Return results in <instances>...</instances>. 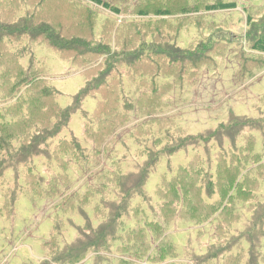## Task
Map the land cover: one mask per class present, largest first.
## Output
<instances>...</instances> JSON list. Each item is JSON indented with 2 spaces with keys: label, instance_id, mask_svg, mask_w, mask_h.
<instances>
[{
  "label": "rangeland",
  "instance_id": "obj_1",
  "mask_svg": "<svg viewBox=\"0 0 264 264\" xmlns=\"http://www.w3.org/2000/svg\"><path fill=\"white\" fill-rule=\"evenodd\" d=\"M89 1L46 0L50 14L70 21H76L77 18L79 22L84 8L79 5H85ZM110 1L126 5L129 8L127 14L94 2L88 3L93 11L106 18L114 17L117 21H106L104 25V20L98 19L99 26L92 42L103 40L108 45H114L121 41V35L125 31V26H119L122 22H155L160 18L154 15L157 9L166 8L173 14L177 13L168 17L170 23L180 24L183 17L187 20L200 17L199 23L203 29L193 23L182 26L176 36H170L161 45V50L173 51L171 46H174L175 49L184 50L185 57L192 54V50L204 56L213 47L215 50V46L224 40L225 48L213 52L211 58L217 67L200 68L192 79L180 78L177 71L170 76L164 70L155 69L150 70L149 74H143L145 70L131 69L125 71L131 75L129 78L124 76L119 79L122 86L114 87V102L108 107L105 105L110 96L109 99L101 93L88 96L80 110L71 115L69 125L64 122L66 130L52 139L50 144L54 146L62 143L58 150L64 152L69 148L71 141L78 140L82 143L84 154L91 155L94 150L89 143L92 141L112 142L103 146L105 150V146L109 144L108 151H105V154L100 153L95 166H92L91 160H81L78 155H75V158L61 154L59 159L54 158L50 162V169L47 168L48 160L35 159L30 167L32 171L21 169L19 179H16L11 170L5 172L3 185L0 187V264H42L43 261L49 260L48 247L51 252L60 253L59 258L63 263L70 260L72 252L79 251L75 249H81L77 256L83 258L76 261L79 262L77 264H115L117 262L113 260L121 259V251H124L123 257L129 259L130 254H125L123 245L121 246L116 238L114 241L112 236V232L115 233L113 219L119 213L117 208L106 205L110 207V212L104 217L105 224L99 227L101 233L96 234L92 226L95 227L101 222V218L96 217V210L97 213L101 210V198L97 193L87 201H84V197H90L88 191L96 185V180L92 181L91 178L95 177L102 167H106L105 173H113L117 169L130 172L129 176L121 180V185L125 190L135 188L144 175L140 173L136 176L137 174L131 171L134 172L136 166L146 163L148 150L162 152L166 149L163 154L177 152L169 159L166 156L159 158L146 185L148 195L155 196L154 203L160 202L156 193L161 183H166L167 189H175L176 195L181 197L187 181L191 180L196 181L192 187L197 190L195 196L201 210L204 209V202L209 204L214 199L217 201L213 212L203 211L207 214L203 217L199 215L200 221L196 219V214H193L194 219L187 217L189 213L184 209L185 221L178 222L176 219L170 224L173 227L170 226L166 235L179 247V258L173 261L176 264H260L259 258L264 260V242L262 248L258 247L259 240L264 236V134L255 128L264 130V65L250 67L244 79L240 74V67L250 58L248 50L244 49L246 54L240 53V47L237 48L236 44L240 45L241 42L246 46L248 19L252 16L250 14H254L253 19L264 16V0H227V3L236 4L234 9L212 12L207 8L212 5L213 0H177L181 4L178 9H174L171 4L167 5L163 0ZM144 2L146 5L143 11L149 12L150 16H132L134 9ZM196 7L200 13L188 14ZM181 9L183 11L180 12ZM263 22L260 21L258 27H263ZM133 26L134 24L127 28ZM73 27L78 28L75 25ZM252 30L254 32L256 28ZM24 43L31 46L36 60V81L57 91L56 104L60 109L68 110L73 107L75 98L86 89L90 80L86 74L88 71L80 67L83 63L72 62L42 43ZM99 55V63L103 59L105 61L102 66L103 75L110 74L111 65L116 64L109 60L113 57L112 54ZM22 62L26 66L29 65L28 58ZM103 81L102 79L99 82ZM24 91L25 89L20 95ZM1 100L0 97V108H3L5 105L3 106ZM87 124L93 125L92 141L84 135ZM224 125L231 127L220 128ZM244 125L254 129L244 130ZM238 130L243 131L234 142L237 143L238 149L234 150V156H230L233 152L229 149L228 139L223 140V147L211 143L221 140L223 135L234 138ZM106 131L109 135L104 133ZM207 133L215 134H209L208 137H211L206 140V136L202 135ZM23 147L22 143L14 146L13 149L18 150L12 151L11 147L8 151L11 155L5 154L2 157L4 164L0 168L8 170L23 162L25 156L21 157L22 153H19L27 150ZM0 149L6 151L8 147L0 143ZM111 151L114 155L120 153L116 166L106 159ZM29 154H32L30 150L26 155ZM152 157L150 162L153 161ZM206 174L214 176L217 184L218 191L213 196L214 199H209L208 195L206 200L200 197L198 188L202 187L203 198L207 192L203 180ZM64 179L68 180V183H65ZM164 179L165 182H162ZM226 180L231 182V186L224 183ZM53 188L59 191L55 195L51 194ZM74 194L77 196L72 197ZM9 203L11 206H8ZM83 210L91 224L85 223ZM148 214L155 217L153 213ZM224 218L227 222L231 221L227 240H222L221 235L219 237L216 231L218 225H215ZM103 229L106 231L102 233ZM82 232L86 233L83 237L79 235ZM129 234L130 232L128 236ZM107 236L109 238L105 239ZM80 237L81 240L77 243ZM151 239L152 237L148 236V242L151 243ZM92 245L95 248H92ZM232 246L237 249H233L231 255ZM227 250L229 252H226ZM212 257H217L218 260L210 262ZM229 257L231 259H228Z\"/></svg>",
  "mask_w": 264,
  "mask_h": 264
},
{
  "label": "trees",
  "instance_id": "obj_2",
  "mask_svg": "<svg viewBox=\"0 0 264 264\" xmlns=\"http://www.w3.org/2000/svg\"><path fill=\"white\" fill-rule=\"evenodd\" d=\"M163 1H165L167 5L171 4L174 9H178L181 5L177 0ZM92 2L125 14H127L126 12L129 9L126 5L124 6V4L115 1L90 0L89 2H86L85 5H79L80 7H84L82 8L83 16L80 18L79 22L77 18L76 21H70L63 17L60 18L56 17V15L54 16L50 14L48 12L49 5L46 0H0V97L3 106L5 105L3 108H0V143H3L8 147L6 151L0 149V166L4 164V159L2 157L5 154L11 155L8 153L11 147L12 151L18 150V148L13 149L14 146L22 143V145L24 144L23 148H27L25 151H19L20 154L22 153L21 157L25 156L23 162H19L14 165V168L8 170H6V168H0V187L3 185L2 180L5 172L11 170L16 179H19L21 169L32 171V168L30 167L35 159L48 160L47 168L50 169V162L54 158L59 159V155L67 154L68 156H73L75 158V155H78V158L81 160L89 162L91 160L92 166H95L100 153L102 152L105 154V151H108L109 144L107 147L105 146V150L103 146L112 142L101 140L100 143H93L91 139L94 134L92 128L93 125L87 124L84 134L85 137L92 141V143H89L94 150L91 155L84 154V148L81 145L82 143H79L78 140L76 142L71 141L69 148L64 152H59L58 150L62 143H57L56 145L51 146L50 141L57 138L66 130L65 123L69 125L71 115L80 110L82 103L88 96H95L96 94L101 93L108 96L106 99L111 97L105 107L111 105V103L114 102L112 97L115 95V93H113L115 91L113 90L114 87L116 85L122 86L119 79L124 76H126L124 78H129L131 76L129 73H125V71H131V69L139 71V69H142L145 70L143 74H149L150 70L157 69L159 71L164 70V72L170 76L174 75V72L177 71L180 78L186 77L187 79H192L200 68L203 69L204 67L207 68L210 66L209 68L212 69L213 67H217L216 65L214 66L215 62L211 57L214 51H220L225 48V45H223L225 40L219 42L215 46V50L213 47V49L209 51V53L204 54V56H201V54L199 55L196 51L192 50L190 51L192 54L186 55L187 57H185L184 54H186V52L181 48L175 49L174 46H171L174 48L173 51L161 50V45L166 42L170 36H176L180 27L193 23V25L199 29H203V26L199 23L200 17L192 20H187L186 17H183L180 24L170 23L171 20H169L168 17L174 16L177 13L173 14L169 9L166 10V8H160L157 9L156 14H154L160 16L155 22L149 20H125L126 22H122L119 26H125V31L121 35V41L114 45H108L103 40L92 42V40L95 39V30L99 26L98 19H103L104 25H106V21L111 23L110 20H112L113 23L116 19L111 16L106 18L99 12L93 11V8L87 5ZM145 5L146 2L139 4L131 15H136L140 18L150 16L149 12L143 11ZM235 6V3H227V0H213L212 5L208 6L207 9L210 12L219 10L224 11L234 9ZM179 11L181 12L183 10L181 9ZM198 13H200V11L199 8L196 7L194 8V11H191L188 14ZM250 15L252 16L248 19L249 31L245 37L246 46L241 42L240 45L236 44L237 48L240 47L238 52L246 54L244 49H247V54L250 58L245 65L240 67V74L244 79L250 67L254 65H264V26L258 27L259 22L264 21V16H260L258 19H253L254 14ZM132 24H134L133 27L127 28V26ZM74 25L78 28L73 27ZM262 25H264V22ZM104 27L106 26H103V28ZM253 28H256L254 32L252 30ZM213 30L214 28L212 25V31ZM77 36L78 38H74ZM25 41L42 43L56 50L63 55V57L68 58L72 62L83 63L80 67L81 69L85 68L86 71H88L86 74L89 75L90 80L88 81L86 89L75 98L73 107L68 110L60 109L56 104L58 97L57 91L44 87L42 86L43 84H39V81H36L38 78L37 69L34 70L36 67L34 61L36 60L31 46L27 45L28 43H24ZM98 53L104 56L107 53L112 54L113 57L109 58V60L116 64L113 66L111 65L110 74L103 75L102 66L105 64V61L103 59V61L99 63L101 55ZM25 58L29 59V65L27 66L22 62ZM92 65H95V67H92ZM102 79L104 81L99 82ZM33 82L35 83L32 84ZM95 84H97L98 87H93ZM24 89L25 91L20 95ZM58 120H62V122H59ZM55 123H57V125H55ZM229 127L224 125L220 128L226 129ZM243 128L244 130L248 128L254 129L250 128L248 125H244ZM255 129L264 134V130ZM43 131L45 132L43 133ZM242 131L243 130H238L234 138L224 136L223 133H221L223 138L219 141H212L211 143H216V145L223 147L225 146L223 140L228 139L230 142L229 149L233 152L230 156H234V150H238L236 146L237 143L234 142L242 134ZM104 133L109 135L107 131ZM215 133H207L202 136H206V140H208L211 137H208V135ZM98 147L101 149L103 147V149L97 150ZM28 150H30L32 154L26 155ZM114 150L115 149H113V152ZM166 150H163L164 152H157L156 150L147 151L146 155L148 162L146 161V163L136 166L134 172L131 171V173H134L135 175L137 174L136 176L140 173L144 175L139 184L131 190H125L121 185V180L129 176L130 172H121L117 169L118 166L116 167L117 171L113 173H105L107 171L106 167H102L97 175L91 178L92 181L93 179L96 180V185L89 189L88 195L90 197L88 198L85 196L84 201L91 199V196L95 193L101 198V210L98 213L96 210V214H98L96 217L97 219L101 218V222L95 227L92 226L94 232L100 234V226H103L106 222L104 217L110 212V207H107L106 205H112L119 211L117 216L113 219V221H115V233L113 231L112 236L114 241L117 239L121 246L123 245V250H126L125 254H130L128 255L130 257L129 259H126V257H123L124 251H121L123 254L122 255L119 252L121 254L119 255L121 259H111L117 262L115 264H143L144 262L147 264H176L174 261L179 258V247L166 235L170 226L173 227L170 224L175 222L176 219L178 222L179 220H183V217L186 216L184 215V212L186 211L184 209H187V212L189 213L187 214V217L191 216L190 218L194 219L193 214H196V219L198 220L199 215H202L203 217L208 212H213L215 210L214 206L217 201L213 196L218 191V188L214 181V176L210 177L207 174L203 176L207 192L203 198L202 187L198 188L200 197L201 199L206 200L208 195L209 199L214 200L209 204H205L204 202L203 210L198 207L195 196L197 190L192 187V185L196 183L195 180H191L192 182L187 181V186L183 188V193L180 194L181 197L176 195L175 189H167L166 183H161L160 188H158V192L156 193L160 202L154 203L155 196L150 197V195H148L146 185L150 175L154 172L155 167L158 164L159 158L161 156H166L169 159L177 152L173 151L170 155L163 154L166 153ZM113 152H109L106 159L107 161L109 160V162L111 160V165L116 166V159L120 158V153L114 155ZM152 155L154 156L152 157ZM151 157L153 161L150 162ZM30 161L32 163H28ZM99 164L100 163L98 162V165ZM25 178L27 179V177ZM211 178L213 179L212 182L210 181ZM63 181L68 183V180L66 179ZM162 182H165V179ZM224 183L231 186V182L228 183L227 180ZM65 189H68V187H65ZM58 192L59 191L53 188L51 194L55 195ZM74 196L77 195L74 194L72 197ZM69 198L70 197H67V199ZM8 206H11V204L9 203ZM70 207L71 206H68V208ZM85 210L82 211L84 221L85 223L91 224ZM203 211H207V213ZM148 213H153L155 217H151ZM147 215H149L150 218H148ZM142 217L144 218L142 219ZM132 223H134L133 226H131ZM230 223L231 221L227 222L226 218H224L215 224L218 225L216 231L219 237L222 236V240H227L228 231L231 228ZM177 226L178 225H176L175 228H177ZM83 231L85 232V230ZM105 231L106 229H103L102 233ZM128 232H130L131 235L129 234L128 236ZM84 234L86 233L82 232L79 235L83 237ZM130 236L133 239H130ZM148 236L152 237L151 243L150 241L148 242ZM81 237L77 243H79ZM108 238L109 236L105 239ZM126 242L128 243L125 244ZM263 242L264 236L261 238V241L259 240V248H262ZM93 245H95L94 242ZM93 245L91 247L95 248ZM47 246H49V244H47ZM233 249H237V247L234 248V246H232V249L230 250L231 255L233 254ZM75 250L79 251H77V253L72 252L69 257L70 260L64 261L63 263L59 258L60 253L55 254L56 251L51 252V248L48 247L50 253L49 260L43 261L42 264H45V262H49L46 264H77L79 262L76 261L82 260L83 258L77 256L80 254L79 252L81 249ZM226 252L229 251L227 250ZM258 256L260 255L258 254ZM228 259L231 258L229 257ZM259 259L260 264H264V260L261 261V258ZM212 260L217 261L218 258L212 257L209 261L212 262ZM168 261H173V263H167ZM235 261L238 260L235 259ZM104 264L114 263L110 262Z\"/></svg>",
  "mask_w": 264,
  "mask_h": 264
}]
</instances>
